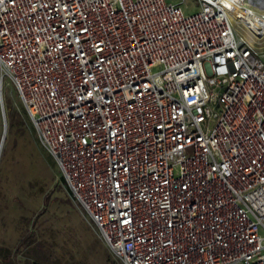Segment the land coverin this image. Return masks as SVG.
Instances as JSON below:
<instances>
[{"label": "built area", "instance_id": "obj_1", "mask_svg": "<svg viewBox=\"0 0 264 264\" xmlns=\"http://www.w3.org/2000/svg\"><path fill=\"white\" fill-rule=\"evenodd\" d=\"M195 1L0 0V85L121 264H264V0Z\"/></svg>", "mask_w": 264, "mask_h": 264}, {"label": "rangeland", "instance_id": "obj_2", "mask_svg": "<svg viewBox=\"0 0 264 264\" xmlns=\"http://www.w3.org/2000/svg\"><path fill=\"white\" fill-rule=\"evenodd\" d=\"M186 2L184 14L198 10ZM1 105L0 264H121L81 218L10 83L0 85V139Z\"/></svg>", "mask_w": 264, "mask_h": 264}, {"label": "trees", "instance_id": "obj_3", "mask_svg": "<svg viewBox=\"0 0 264 264\" xmlns=\"http://www.w3.org/2000/svg\"><path fill=\"white\" fill-rule=\"evenodd\" d=\"M24 107V106H23ZM24 113L26 114V115H28V113H27V110L25 109V107H24ZM28 118H29V116H28ZM30 120V119H29ZM31 122V121H30ZM9 126H11V123H9ZM60 178H61V181H62V183H63V179H62V177L60 176ZM29 243V236H24L21 240H20V242L18 243V245L19 246H25V245H27Z\"/></svg>", "mask_w": 264, "mask_h": 264}, {"label": "water", "instance_id": "obj_4", "mask_svg": "<svg viewBox=\"0 0 264 264\" xmlns=\"http://www.w3.org/2000/svg\"><path fill=\"white\" fill-rule=\"evenodd\" d=\"M1 115H2V121H3V132H2V137L0 139V153H1V148H2V142L4 140V136H5V132H6V123H5V117H4L2 105H1Z\"/></svg>", "mask_w": 264, "mask_h": 264}, {"label": "bare ground", "instance_id": "obj_5", "mask_svg": "<svg viewBox=\"0 0 264 264\" xmlns=\"http://www.w3.org/2000/svg\"><path fill=\"white\" fill-rule=\"evenodd\" d=\"M223 5L228 8V10L230 11V16L232 19H235L236 17H240L242 16L238 10H236L235 8L229 7V5L223 3Z\"/></svg>", "mask_w": 264, "mask_h": 264}]
</instances>
